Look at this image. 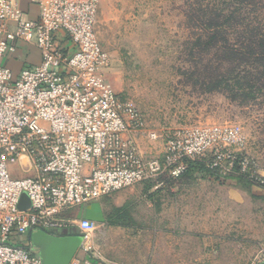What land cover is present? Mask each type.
<instances>
[{"label":"built area","instance_id":"built-area-1","mask_svg":"<svg viewBox=\"0 0 264 264\" xmlns=\"http://www.w3.org/2000/svg\"><path fill=\"white\" fill-rule=\"evenodd\" d=\"M98 11L99 0H0V264H42L26 236L31 243L35 231L75 227L87 239L98 223L69 217L75 208L160 175L177 178L191 161L264 189L257 160L237 148V125L179 129L162 156H144L131 135L140 116L108 78ZM26 45L41 60L16 74L5 58L29 54ZM24 193L31 205L19 209ZM95 257L70 264H98Z\"/></svg>","mask_w":264,"mask_h":264},{"label":"rangeland","instance_id":"rangeland-1","mask_svg":"<svg viewBox=\"0 0 264 264\" xmlns=\"http://www.w3.org/2000/svg\"><path fill=\"white\" fill-rule=\"evenodd\" d=\"M196 8L201 22L209 8L212 15H225L213 16L215 21H252L264 33V0H99L96 29L111 55L108 78L141 120L131 135L145 157H155L163 155L166 137L176 130L237 125L244 135L237 148L254 157L263 172L264 83L254 99L246 100L210 88L223 72L219 48L225 40L209 43L201 24L189 22L188 14ZM236 26L226 34L231 44L239 35ZM150 132L158 137L150 138ZM221 178L188 167L177 178L160 175L108 197L112 221L133 226L110 236L111 261L263 263L264 189L252 184L249 191ZM21 200L19 209L30 207L29 196L24 206ZM76 211L69 217L75 218ZM25 240L41 257V247L28 236ZM91 250L96 252L94 244Z\"/></svg>","mask_w":264,"mask_h":264},{"label":"trees","instance_id":"trees-1","mask_svg":"<svg viewBox=\"0 0 264 264\" xmlns=\"http://www.w3.org/2000/svg\"><path fill=\"white\" fill-rule=\"evenodd\" d=\"M199 10L196 8L195 11L192 10L188 14L189 22L201 24L204 33L209 37V43L216 38L225 40L219 48L221 50L219 55L220 65L223 66V72L217 76L215 86L211 85L210 88H222L234 100L240 98L243 100L254 99L255 94L264 83V33L260 26L252 21L234 23L235 21L230 20L231 17H228V20L215 21L213 16H217V19H220L221 16L225 15L215 11L214 15H212L213 11H209V8L204 10V19L201 22L202 16ZM197 15L199 18H196ZM205 15H207L206 18ZM235 26L239 35L236 43L231 44L226 39V34L229 29ZM190 168L213 173L216 180L219 181L223 177L216 170L206 167L205 163L191 161L189 164ZM226 179L235 181V184L241 185L249 191L253 186L250 181L241 176H225L224 180Z\"/></svg>","mask_w":264,"mask_h":264},{"label":"crops","instance_id":"crops-1","mask_svg":"<svg viewBox=\"0 0 264 264\" xmlns=\"http://www.w3.org/2000/svg\"><path fill=\"white\" fill-rule=\"evenodd\" d=\"M28 7L31 10L32 15H36L37 13V7L35 5H28ZM25 49L29 51L28 53L23 52V50L19 51L17 54L5 58L6 64L12 68V70L17 74L20 72L23 64L26 62L31 63H39L41 60V54L37 47L34 45H26ZM118 192V191H117ZM115 194H109L101 197L99 200L94 201L92 203L82 205L77 207L76 215L79 217H88L92 220H95L98 223V226L96 229L91 232L87 239L83 238L82 245L75 256L87 257L90 256V254H99V258H95V262L98 264H118L116 262L111 261V258L109 256L108 249H110V246L112 247V242L109 240L110 236L114 231H119L121 228H131L133 226L125 225L122 223H114L112 221V218L107 214L106 206L105 204L109 201V198L111 195ZM109 203V202H108ZM110 204L116 205V202H111ZM119 210V209H118ZM76 230L77 233L81 235L79 230L75 227H69L66 228L65 231H68L69 233H72L71 231ZM82 236V235H81ZM83 237V236H82ZM89 243V246H86V244ZM92 243V244H91ZM94 246L96 247V252L93 250H88L89 247L92 248ZM97 248H102V250H98ZM87 249V250H86ZM74 256V257H75ZM119 264H141L139 261L133 262L131 260H125L122 259Z\"/></svg>","mask_w":264,"mask_h":264},{"label":"water","instance_id":"water-1","mask_svg":"<svg viewBox=\"0 0 264 264\" xmlns=\"http://www.w3.org/2000/svg\"><path fill=\"white\" fill-rule=\"evenodd\" d=\"M21 199L24 206L28 200L27 194L24 193ZM22 205L21 208H24ZM71 232L63 230L50 234L38 230L31 234V240L35 241L42 249V264H70L83 242V237L76 230Z\"/></svg>","mask_w":264,"mask_h":264}]
</instances>
